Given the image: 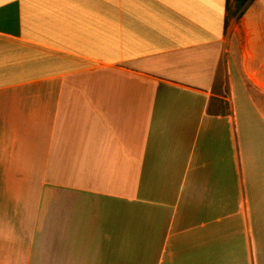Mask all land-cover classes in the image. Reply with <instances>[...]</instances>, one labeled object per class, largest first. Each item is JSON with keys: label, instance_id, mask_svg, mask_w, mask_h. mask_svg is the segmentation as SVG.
Masks as SVG:
<instances>
[{"label": "crops", "instance_id": "obj_1", "mask_svg": "<svg viewBox=\"0 0 264 264\" xmlns=\"http://www.w3.org/2000/svg\"><path fill=\"white\" fill-rule=\"evenodd\" d=\"M227 16L0 0V264H264V0Z\"/></svg>", "mask_w": 264, "mask_h": 264}, {"label": "trees", "instance_id": "obj_2", "mask_svg": "<svg viewBox=\"0 0 264 264\" xmlns=\"http://www.w3.org/2000/svg\"><path fill=\"white\" fill-rule=\"evenodd\" d=\"M252 2V0H235V13H237L236 18H240L244 11L246 10L247 6ZM229 9V0H227V11ZM228 19V16H227ZM226 19V20H227Z\"/></svg>", "mask_w": 264, "mask_h": 264}, {"label": "rangeland", "instance_id": "obj_3", "mask_svg": "<svg viewBox=\"0 0 264 264\" xmlns=\"http://www.w3.org/2000/svg\"><path fill=\"white\" fill-rule=\"evenodd\" d=\"M235 5H236V3H235V0H229V9H228V24H229V22L230 21H232V20H236V22L238 23L239 21H240V18H236L237 17V13H235ZM250 5V4H249ZM248 5V6H249ZM248 6H247V8H248ZM246 8V9H247ZM241 34L242 35H245V33L244 32H241ZM263 34H264V31H263ZM249 49H251V47L249 48ZM262 53V50L260 51V54Z\"/></svg>", "mask_w": 264, "mask_h": 264}]
</instances>
